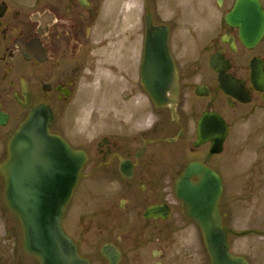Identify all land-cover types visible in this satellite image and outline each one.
Returning a JSON list of instances; mask_svg holds the SVG:
<instances>
[{
    "label": "flooded vegetation",
    "instance_id": "1",
    "mask_svg": "<svg viewBox=\"0 0 264 264\" xmlns=\"http://www.w3.org/2000/svg\"><path fill=\"white\" fill-rule=\"evenodd\" d=\"M104 2L0 0L5 4L0 18V115L5 117L0 165L29 109L48 106L53 115L49 131L86 155L63 228L90 264L110 263L104 247L118 253L116 264L165 263L170 237L194 224L174 193L176 179L191 162L225 178L219 202L224 227L264 230V83L252 82L254 69L264 72V38L246 48L238 29L225 24L235 0H214L219 19L214 15L212 21L201 11L202 20L193 26L185 25L189 21L179 9L164 20L153 9L155 0H143L145 14L136 26L128 19V2L119 0L113 17L118 100L112 110L89 116L88 127L96 126L94 137L79 136L69 121V104L100 48ZM147 13L153 27L169 30L176 77V93L161 96L158 107L142 85L143 76L151 75V64H143ZM213 56L224 61L219 67L231 81L227 91L210 65ZM253 117L258 125L239 129L244 136L236 144L234 129ZM218 119L225 126L223 150L229 146L230 151L225 172L217 165L218 155L210 152L209 137L219 127ZM3 193L0 174V264H38L23 251Z\"/></svg>",
    "mask_w": 264,
    "mask_h": 264
},
{
    "label": "water",
    "instance_id": "2",
    "mask_svg": "<svg viewBox=\"0 0 264 264\" xmlns=\"http://www.w3.org/2000/svg\"><path fill=\"white\" fill-rule=\"evenodd\" d=\"M3 13L4 5L0 4V17ZM225 22L239 29V39L248 48L254 47L264 36V11L258 0H236ZM146 24L149 43L145 59L151 63H164V93L167 90L174 93L168 29L164 27V51L158 48L160 57L156 58L154 53L157 50L152 42L158 30L149 25L148 19ZM215 63V60L211 61L212 65ZM152 70L162 71L161 68ZM262 75L255 72L254 78L262 79ZM223 80L220 77L222 85ZM144 84L153 96L151 89L155 87L157 90L158 85ZM51 122L52 114L48 107H35L9 140L8 157L0 167L5 179V202L21 224L26 254L35 257L40 264H89L78 256L76 247L61 226L86 157L83 152L72 150L61 137L50 134ZM222 132L220 124L211 130V134L217 135L212 153L222 151L224 134H219ZM194 176L197 177L196 182L192 181ZM175 194L183 203L186 215L199 226L211 264H247L242 257L229 252L227 237L232 232L221 225L218 203L222 182L215 172L200 163L190 164L177 179ZM103 254L110 264H116L113 251L103 250Z\"/></svg>",
    "mask_w": 264,
    "mask_h": 264
},
{
    "label": "rangeland",
    "instance_id": "3",
    "mask_svg": "<svg viewBox=\"0 0 264 264\" xmlns=\"http://www.w3.org/2000/svg\"><path fill=\"white\" fill-rule=\"evenodd\" d=\"M118 1L105 0L104 2L102 9L103 21L101 28H99L100 48L94 52L92 62L88 65L90 71H87L85 80L81 82L76 98L69 104L71 106L68 112L69 121L74 122L73 132L79 136L86 134L88 138L94 137L96 126L88 127L89 116H94L99 111L112 110L118 100L116 98L118 94L114 90V82L117 81V77L114 75L115 53L113 47L115 30L113 28V17ZM124 1L129 2L127 7L129 11L131 10L128 19L137 26L140 18L145 14L142 9L143 0ZM261 1L264 5V0ZM153 9H156L159 14H164V20L179 9L186 18L185 20L189 21L185 24L186 26H193L194 22L201 21V11L207 13L212 21L214 15L216 20L220 16L218 12L214 11V0H155V8ZM253 118L245 125L234 129L233 137L237 139L236 144H239L240 137L244 136L240 135L242 128L247 129L258 125L256 117ZM229 152V146H227L222 154L216 158L217 165L221 166L222 172H225L226 168L231 165L228 161ZM239 161L240 157L238 158ZM7 218L9 221L13 220L8 213ZM239 226L241 225L239 224ZM243 231L237 230V232ZM229 242L230 249L235 254H244L254 264H264V237L256 235L239 238L230 237ZM165 253L166 260L164 264H210L202 234L194 224L190 225L184 232L172 235Z\"/></svg>",
    "mask_w": 264,
    "mask_h": 264
}]
</instances>
